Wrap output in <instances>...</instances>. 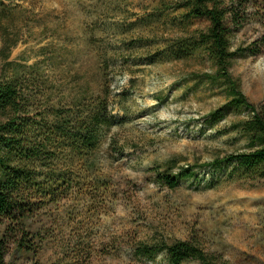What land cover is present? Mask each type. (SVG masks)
<instances>
[{
	"label": "rangeland",
	"instance_id": "obj_1",
	"mask_svg": "<svg viewBox=\"0 0 264 264\" xmlns=\"http://www.w3.org/2000/svg\"><path fill=\"white\" fill-rule=\"evenodd\" d=\"M0 1V26L19 40L7 63L0 56V79L18 66L43 110L106 98L112 121L95 167L41 211L55 235L39 264H168L163 254L133 257L138 241H194L228 264H264V178H244L233 165L197 168L171 190L152 171L259 147L240 128L252 112L229 106L226 82L206 79L217 72L206 56L173 61L159 53L182 22L205 30L207 20L187 21L177 8L183 0ZM232 48L243 50L232 79L250 104L264 106V24L236 31Z\"/></svg>",
	"mask_w": 264,
	"mask_h": 264
},
{
	"label": "trees",
	"instance_id": "obj_2",
	"mask_svg": "<svg viewBox=\"0 0 264 264\" xmlns=\"http://www.w3.org/2000/svg\"><path fill=\"white\" fill-rule=\"evenodd\" d=\"M0 6H4L1 1ZM177 8L185 11L187 21L207 20L209 27L192 30L188 22H182L183 29L165 42L160 55L173 61L206 56L217 68L216 74H206V79L226 82L232 96L229 106L252 112L240 128L259 147L217 157L200 166L180 167L177 160H171L152 169L155 177L171 190L182 181L196 178L197 168L217 171L233 165L244 178H264V106L250 104L229 72L234 59L243 52L232 48V38L253 21L264 24V0H183ZM0 32V56L7 63L19 40L7 29L1 27ZM30 78L34 83L40 79L37 72ZM29 82L18 66L11 76L0 79V264H12L17 256L30 257L32 264H39V254L55 235L41 211L49 203L60 202L80 174L88 172L85 167H95L102 132L112 122L106 98L84 100L73 108H36ZM131 250L133 257L148 260L163 254L168 264H228L194 241H138ZM69 260L63 263L70 264Z\"/></svg>",
	"mask_w": 264,
	"mask_h": 264
}]
</instances>
